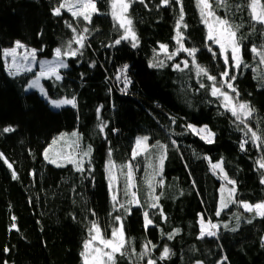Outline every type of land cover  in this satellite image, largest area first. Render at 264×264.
Here are the masks:
<instances>
[{
	"label": "trees",
	"instance_id": "obj_1",
	"mask_svg": "<svg viewBox=\"0 0 264 264\" xmlns=\"http://www.w3.org/2000/svg\"><path fill=\"white\" fill-rule=\"evenodd\" d=\"M60 2L0 0V153L12 164L10 169L0 159V264H83L81 252L91 222H97L110 236L117 226V215L124 219L129 241V255H117V264H146L149 258L156 264H264V218L254 217L238 204L217 216L220 188L226 182L219 170L213 174L211 167L223 161L224 172L236 182L237 200L251 204L264 201V184L260 183L264 169L257 165L264 157V64L250 51L252 45H264V28L257 24L253 31L248 0H227L229 7L215 11L241 25L238 35L248 67H230L229 71L236 75L237 102H247L254 110L246 123L262 137L259 148L251 142L250 134L245 136L244 125L211 96L213 82L197 75L193 57L179 52L168 59L179 47L174 39L179 12L175 0L167 6L161 0H144L143 4L133 0L128 16L138 38L136 47L131 40L114 44L124 30L111 16L110 0H96L99 13L92 16L91 24L73 18L64 9L61 16H54L52 9ZM183 7L187 24L181 29L184 47L198 49L196 64L215 76L219 86L224 70L219 47L207 40L208 30L201 22L196 0H183ZM65 21L71 22L77 33L85 27L89 31L84 33L85 46L77 55L65 57L68 67L59 71L62 79L44 80L52 98L75 97V108L55 109L38 92L27 91L34 73L9 74L2 51L21 41L35 48L39 58H53L54 50L66 49L74 35ZM160 45H167V54ZM72 48L79 45L73 43ZM159 61L165 66L150 67ZM175 64L183 71L175 70ZM124 65L128 68L122 74ZM125 75L131 83L122 91ZM224 91L235 97L226 87ZM101 122L107 124L103 132L98 127ZM189 124L207 125L215 134L214 142L206 143L187 127ZM5 127L15 131L3 133ZM74 130L92 143L93 163L85 167L92 169L90 173L77 172L72 164L57 167L44 158L55 137ZM138 136L149 137L150 145L159 141L168 146L162 175L155 178L160 208L147 207L150 189L146 179L156 167L151 152L157 148L132 160ZM245 139L249 142L242 151L239 145ZM109 159L117 165L118 200L122 204L129 198L123 195L120 170L129 162L133 165L141 206L126 205L131 214L119 204L113 207L106 170ZM13 170L17 179L12 178ZM161 179L162 187L158 183ZM238 209L240 217L233 218ZM145 211L153 221L147 230ZM201 215L220 225L216 236L199 238ZM149 241V254L141 259L139 253ZM165 246L170 255L160 260Z\"/></svg>",
	"mask_w": 264,
	"mask_h": 264
},
{
	"label": "snow or ice",
	"instance_id": "obj_2",
	"mask_svg": "<svg viewBox=\"0 0 264 264\" xmlns=\"http://www.w3.org/2000/svg\"><path fill=\"white\" fill-rule=\"evenodd\" d=\"M133 0H110L111 5V16L119 25V28L123 29V34L120 36L119 39L114 41V44L118 45L123 40H131L132 46L136 47L138 43V38L132 27V20L128 16L129 9L132 5ZM140 3H144V0H139ZM163 5H169L171 0H161ZM175 3L179 5V12L178 17L175 24V32L176 35L174 39L176 40L177 48L176 52L168 55V59H172L179 52H186L189 56L193 57L192 63L197 67V75L206 76L209 81H212L211 85V96L216 97L221 101V106L225 109L226 112H230L233 117L236 118L240 122V124L244 125V128L247 129L245 131V136H249L250 140L253 144L259 148L261 144L258 143L261 141L262 137L258 135V132L253 130L246 121L252 117L253 109L249 106L247 102H237L236 97L239 96V93L234 86L233 82L236 80V75H230V67L236 70L241 69V66L248 67L247 64L244 63L243 54H242V37L238 35L239 29L241 25H236L231 22L226 16L221 17L217 15L215 8L221 7H229L227 0H196V6L199 9L201 22L206 25L207 27V40L211 41L212 44L219 47V55L223 58L224 70L220 73L221 82L219 86L216 83V77L209 75L206 68L196 64L195 54L198 51L197 48H185L184 47V33L181 29H186L187 24L184 22V7H183V0H175ZM240 7L239 5L237 6ZM247 8L250 10V20L253 22V31H255V25L259 24L264 28V3H261V0H248ZM64 9L71 13L73 18L80 19L88 24L92 23V16L94 14L99 13V9L97 8L96 0H61L57 7L52 9V14L54 16H61V10ZM66 26L72 30L74 33L73 37L68 41L66 49L62 50L61 47H57L54 50L55 58L52 61H37V50L36 49H28L27 54L23 55V60L27 61L30 65L39 64V72L36 73L35 78L32 79L28 83V89H38L40 94L44 98H48V92L45 90L43 85L41 84V78L51 79L52 77L55 80L59 81L62 79L59 69L66 68L68 65L62 59V57L72 56L75 57L79 52L80 48L85 46L86 36L84 33H87L89 29L85 27L82 32L77 33V29L73 27L72 23L69 21H65ZM77 44L79 48L73 49L72 45ZM25 48L21 42L17 41L15 46L10 49H4L2 51V56L4 58L11 57L12 63L9 65V74L10 75H17L20 71V67L17 63V57L20 55L18 53V49ZM160 49L162 52H168L167 45H160ZM208 50L212 52L211 46H208ZM42 51V49H41ZM251 53L254 57L259 58V63L264 64V45L257 47L256 45H252L250 48ZM229 53L231 56L229 57ZM213 57L215 58L216 53L213 52ZM184 68L188 67V61H183ZM163 67L164 62L159 61L158 64H150V67ZM175 70L183 71L180 64H175ZM16 69V71H12L11 69ZM128 66L124 65L123 68L120 70L121 73H126ZM26 72H31L32 67H26ZM117 80L121 79V76L118 75L116 77ZM124 85L125 88L122 91L127 89V86L131 83L128 80L127 76H124ZM201 88H204L205 85L203 83L200 84ZM230 90L231 93H235V97L230 95L228 91H224V88ZM51 106L54 108H60L65 105H71L73 108L76 107V100L75 97L68 99H50L48 101ZM100 109H97V113L99 114ZM99 119V115H98ZM173 123L175 121L173 120ZM100 132H103L104 129L107 127V124L101 122L98 125ZM187 127L197 135H200V138L203 139L206 143H213L215 134L208 129L207 125L203 126L202 128H195L193 125H187ZM243 131V129H241ZM3 133L14 132L15 129L12 127H5L3 128ZM72 136H77L76 133H72ZM62 138V137H61ZM149 137H137L135 141V146L132 149V160H135L138 156L144 155L145 153L149 152L150 148H157L159 150L158 161L159 164L153 168L151 164H149L150 168H153V171L149 173L146 183L148 188L150 189L149 192V200L150 203L147 204L148 208H160L159 206V199L160 196L155 194L156 189V176H161L163 172V162L167 158V145L161 144L159 141L155 145L148 144ZM57 140H53L52 144H57ZM249 141L247 139L242 140L239 147L240 149L246 150L245 145ZM75 148H79L78 141L73 142ZM173 146L176 145V141H172ZM52 145L49 148H46L43 155L49 163L55 164L57 167H63L64 165L58 163V159H64L68 163H71L75 166L77 172L90 173L92 171L91 168H85V158H88V164H91V147L89 146L87 150L82 151L77 156L72 155L71 153L61 156L60 153H55L53 156L49 155ZM68 147H73V145H68ZM108 156L111 157V150L108 152ZM0 159L4 160V163L7 164L8 168H12V164L7 161L6 158L3 157V154L0 153ZM257 165L259 169H264V157L257 161ZM213 174H216V171L219 170L221 173V178L226 182L225 184L221 185L220 192V208L217 210L216 215L219 216L221 211L229 206V204H238L240 207L244 209L245 212H252L254 213V217H261L264 218V201H261L256 204H250L245 201H239L236 199V182L234 180L229 179L226 172L223 169V161L213 163L211 165ZM127 169L125 172L124 169ZM107 179H108V187L111 193V201L113 203V207L115 208L117 204L119 207L124 210L125 213L131 214V207L126 205H134L136 207L141 206V201L137 196L136 191L133 189L135 188V177H134V169L131 162L127 163L126 165L121 167L120 175L124 176V186H123V195L128 197L129 199L126 203L122 204L118 200L119 190H118V179L117 176V165L111 159H109L107 165ZM12 178L17 179V174L15 170L12 171ZM159 186H163V179L159 180ZM261 184H264V173H262ZM232 185L231 188H228L227 185ZM227 192V196L224 193ZM160 214L163 217V210L160 209ZM15 219V217H13ZM166 219V217H165ZM143 220H144V228L147 230L150 225L153 224L152 219L150 218V214L148 211L143 213ZM114 221L116 222L117 226H114L111 229V234L106 235L102 232L100 225L92 221L91 225L88 229V238L83 243V251L81 252V256L83 257V264H117V255L120 257H124L129 255L128 249L126 245L129 244V241L125 237V230H124V219L122 216L117 215L114 217ZM251 223V220L248 221ZM15 228V225L12 226ZM220 225L212 223L211 220L205 223L203 215L200 216V237L204 238L205 236H216V229H219ZM227 227V225H224ZM235 231L236 229H232ZM179 230H176L178 232ZM173 234H169L168 238L172 239ZM149 245H151V241L148 244L143 246V251L139 253V257L143 259L145 256L149 254ZM154 248L155 245H152ZM8 251V249H5ZM132 254L135 255V249L131 250ZM170 255V249L165 246L161 255L158 259L164 260L168 258ZM226 259V258H225ZM146 264H156V260L149 258L146 261ZM197 264H201V262H197Z\"/></svg>",
	"mask_w": 264,
	"mask_h": 264
},
{
	"label": "rangeland",
	"instance_id": "obj_3",
	"mask_svg": "<svg viewBox=\"0 0 264 264\" xmlns=\"http://www.w3.org/2000/svg\"><path fill=\"white\" fill-rule=\"evenodd\" d=\"M17 42V41H16ZM21 42V41H19ZM23 45H25V48H22V49H18V53H20V55H18L17 57V63L20 67V71L18 74H21V73H25V68L26 67H32V71L31 72H28V73H34V75L32 76L31 80L35 78V75L36 73L39 72L40 68H39V64H35V65H30L27 61H24L23 60V55L27 54V50L28 49H35L31 46H28L27 44L21 42ZM15 44L12 46L14 47ZM12 47H7L5 49H10ZM55 56L53 58H39L38 55H37V61H52L54 60ZM5 59V62H6V65H7V70L9 72V65H11L12 63V60H11V57H8V58H4ZM62 59L65 61V63L67 64L66 62V58L65 57H62ZM62 68L59 69V71L61 70ZM12 71H16V69H11ZM30 80V81H31ZM44 80L45 78H41V84L43 85V87L45 88V90L48 92V90L46 89L45 87V83H44ZM27 91H36L40 94L39 90L38 89H28V86H27ZM49 94V92H48ZM41 95V94H40ZM66 98V97H65ZM50 99H55V98H52L50 95H48V98L47 100L49 101ZM58 99H62V98H58ZM69 99V98H68ZM51 105V104H50ZM65 106H68V105H65ZM65 106H62V107H65ZM53 107V106H52ZM60 107V108H62ZM54 108V107H53ZM60 108H55V109H60ZM195 128L199 129V128H202L203 126H196V125H193ZM205 126V125H204ZM208 127V126H207ZM209 129V127H208ZM72 133H76L77 136H72L71 134ZM200 137V135H198ZM62 137V138H61ZM138 137H143V136H138ZM215 138V136H214ZM213 138V139H214ZM53 140H57V144L53 145L52 142L50 143V145H52L51 147V150L49 152V155L50 156H53L55 153H60L61 156H64V155H67L69 153H71L72 155H75L77 156V158H79L78 154L82 151H85L87 150V148L90 146L91 147V164L93 163V147H92V143L87 140L85 137H84V134L81 133L80 131L78 130H74V131H71V132H63V133H60L57 137H55ZM74 141H78L79 143V148H75V145H74ZM148 144H149V139H148ZM49 145V146H50ZM68 145H73V147H68ZM150 145V144H149ZM49 146L47 148H49ZM146 155V153L144 154ZM151 155L154 156L153 159L156 160L155 164L156 166L159 164V161H158V156H159V150H154L151 152ZM48 161V160H47ZM88 158L86 157L85 158V167L88 165ZM58 163H61L63 165H68V164H71V163H68L66 160L64 159H58ZM164 163V162H163ZM152 164L154 165V162H152ZM73 165V164H72ZM135 175V174H134ZM135 177V176H134ZM135 188L133 189L135 191L136 189V177H135ZM228 188H231L232 186H230V184L227 185ZM225 196H227V192L224 193ZM220 198H221V192H220ZM251 204V203H250ZM232 204H229V206L227 208H229ZM219 208H220V202H219ZM225 208V209H227ZM224 209V210H225ZM243 209V208H242ZM223 210V211H224ZM221 211V213L223 212ZM241 215V209H238L236 210V212L233 214V218H239ZM205 220V219H204ZM233 220V219H232ZM231 220V221H232ZM208 220H205V223H207ZM216 231V233L218 232V229L214 230Z\"/></svg>",
	"mask_w": 264,
	"mask_h": 264
}]
</instances>
